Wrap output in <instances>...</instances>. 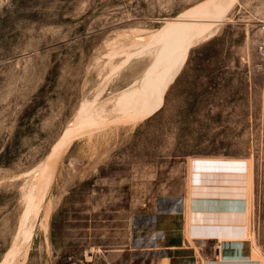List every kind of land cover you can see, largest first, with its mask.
<instances>
[{"label":"rangeland","instance_id":"374dc122","mask_svg":"<svg viewBox=\"0 0 264 264\" xmlns=\"http://www.w3.org/2000/svg\"><path fill=\"white\" fill-rule=\"evenodd\" d=\"M263 26L264 0H0V264H176L152 217L188 236L194 161L246 162L252 218Z\"/></svg>","mask_w":264,"mask_h":264},{"label":"crops","instance_id":"0c3cea01","mask_svg":"<svg viewBox=\"0 0 264 264\" xmlns=\"http://www.w3.org/2000/svg\"><path fill=\"white\" fill-rule=\"evenodd\" d=\"M192 174L188 236L184 206L174 214L152 217L164 249L176 264H264V169L252 218L247 178L233 186L222 185L217 173Z\"/></svg>","mask_w":264,"mask_h":264},{"label":"bare ground","instance_id":"6f19581e","mask_svg":"<svg viewBox=\"0 0 264 264\" xmlns=\"http://www.w3.org/2000/svg\"><path fill=\"white\" fill-rule=\"evenodd\" d=\"M192 175L198 176L199 174H220L223 180L220 181L222 185L241 184L247 178V164L246 162L234 161H213L203 160L194 161L191 167Z\"/></svg>","mask_w":264,"mask_h":264},{"label":"built area","instance_id":"2783aa9c","mask_svg":"<svg viewBox=\"0 0 264 264\" xmlns=\"http://www.w3.org/2000/svg\"><path fill=\"white\" fill-rule=\"evenodd\" d=\"M263 30H264V26H263Z\"/></svg>","mask_w":264,"mask_h":264}]
</instances>
